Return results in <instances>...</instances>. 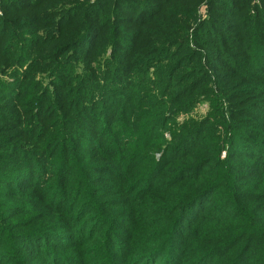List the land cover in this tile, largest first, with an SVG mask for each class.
<instances>
[{
	"label": "rangeland",
	"instance_id": "rangeland-1",
	"mask_svg": "<svg viewBox=\"0 0 264 264\" xmlns=\"http://www.w3.org/2000/svg\"><path fill=\"white\" fill-rule=\"evenodd\" d=\"M2 1L0 0L2 30L8 27L14 28L15 22L3 12ZM39 1L15 0V3H10V6H13V12L17 14L24 12L22 8L26 11L32 6H34L32 9L34 12L46 4L41 5ZM113 1L115 6L119 2ZM120 1L124 5L118 10V19H115V14L107 20L103 19L106 0H90L83 16L73 11L65 15L63 26L60 18L50 13L45 22L40 21L34 25L33 28L37 29L35 33L34 29L29 27L31 28L28 30L30 34L28 38H31L29 47L33 48V53L38 52L40 56L38 58L50 55V59L39 63L32 62L28 68L30 78L27 81L23 82L24 66L20 67L18 72L20 79L10 80V82L21 84L17 94L23 91V108L28 112L24 122L26 118H29L30 122L23 131L11 129L3 133L6 134V142L10 144L9 150L7 149L4 153L5 156H11L15 152L21 154V150L27 153H25L26 163L23 166L22 163L8 164L3 159L5 156H0V180L9 179L7 182L0 183V264H191V261L205 255L207 245L217 242L224 233L228 232V230L219 231L220 229H234V225L238 226V218L241 217L237 214L240 209H245L247 206H249V223L246 232L251 234L250 239L253 245L249 264H264V220L259 222L252 218L255 215L264 217L263 211H255L257 204H264V173L250 162L253 161L250 156L242 158L243 154L238 148L248 134H252L255 138H260L264 134V111L261 112L263 109L260 110V107L254 106L252 113L241 115L244 109L240 107V104L242 102L245 104L248 98L255 95L261 96L264 93L262 75H256L255 89L247 88L246 91L232 93L230 95L232 105L229 106L226 99L217 95L219 93L217 85L224 80L220 76L222 70H226L223 67L224 63L212 57L210 62L214 66L210 69L206 55L202 53L203 47H200L193 38L198 26L200 30L202 22L214 15L209 12L210 0H181L175 10L169 13L165 5L166 0ZM259 2L261 1L249 0L246 8L242 3L237 7L232 5L224 8L225 11L221 12L225 13L220 15V19L225 24L232 23L234 22L232 16L242 15V13H246L249 19L256 14ZM142 3L146 5L140 7ZM193 4L196 6L192 9V19L188 27L186 22ZM134 14H137L136 20L139 19L138 26L142 25L149 31L152 44L162 46L158 56L166 50L167 53L162 56L165 58L170 50H174L171 49L173 38L177 40V51H171V59L167 58L165 64L171 60H177L172 67L178 66V56L182 54L178 52L180 48H183L185 38L189 47L197 52L198 62L206 68L202 77L205 79L202 86H209L212 90L210 95H203L200 92L192 96L195 101L192 107L181 109L179 105L183 104L182 100L187 99L179 98L180 95H178L169 99L170 102L165 99L162 107L148 110L154 116H156L155 113L162 112L166 118H169L165 131L154 141L160 149L153 153L155 161L160 159L163 151L167 149L166 155L169 161L158 175L159 179L157 177L154 180L153 186L158 185V187L155 189L156 194H152V191L147 189L152 178L149 175L151 168L145 171L149 163L146 162L145 157L141 159L144 151L138 156V165L132 169L130 176L134 178L133 184L140 187L133 192L134 195L136 193L143 196V206L140 205L139 198L135 200V196L131 198L133 194H127L128 186L123 183L124 180H119L125 173L114 175L116 179H113L114 176L110 172L98 169L105 166L106 160L103 159V153L98 154L100 150L92 142L101 144L99 136L103 131L105 132L104 127H109L111 123V121L105 123L101 116L104 110L108 109L110 114H103V117L106 120L111 118L113 120L115 112L118 113L120 108L116 107L117 101L121 98L117 94L123 96L122 89L112 85H102L104 91L101 86H97L93 89L91 97L87 92L79 93L80 102L82 101L85 106L83 110L89 113L87 118H80L87 121L84 123L87 125L86 131H76L74 134H71L73 131H62V134H68L67 144L74 147L69 149L70 157H68V164L65 165L67 169L62 173L69 183L67 179H61L56 184L60 177L57 171L63 163V158L62 155L55 156V154L58 153L64 141H61L57 127L55 129L54 118H58L60 112L58 106L64 100H67L64 105L67 106L68 113L72 115V112H76L77 97H74V88L78 83L80 84L84 76L81 62L73 60L65 64L67 61L59 57L57 52L59 49L56 47L64 46L68 41L64 34L67 27L72 25L71 20L81 17L83 21L95 23L81 40V43L87 46L75 47L78 50L76 49L73 53L78 52L77 57L81 56L80 53L85 54L101 47L105 51L97 63L111 61L113 58L117 60H114V64H121L124 72L128 71L133 64H137L140 70H146L150 66V72H156L158 59L148 65L154 60L155 55H147L148 59L140 58L146 52L140 53L143 50L141 48L137 50L134 47L136 41L133 39V34L135 33L130 34L129 37L116 39L113 24L124 28ZM39 18L42 19V16ZM2 19L9 21V24L2 23ZM106 24L110 28L107 34L105 30H101V27ZM207 26V24L204 26V30ZM169 27L173 29L169 30ZM225 27L228 29L230 26ZM11 30L13 31L9 29L7 36L12 32ZM172 30L176 32L175 35L170 33ZM212 32L217 31L212 30ZM221 33V31L217 32V34ZM34 34H37L36 38ZM178 35V38L174 37ZM38 36L41 37L38 38ZM53 38L54 40H51ZM201 42L204 44L206 41ZM134 56L136 57L131 60ZM55 60H59L60 63L58 64ZM194 62L196 61L191 63L192 67ZM2 64H4L3 61L0 64V77L7 76L8 72L16 70L2 67ZM182 68L187 70L186 67H181V71ZM76 69L80 70V74H74ZM132 69V74H135L137 69L135 67ZM23 74L25 76L27 73ZM232 81L233 79L229 80V82ZM162 85L163 88L158 86L155 91L156 106L162 100L158 96L164 89V84ZM176 85L178 84L174 86ZM152 86L154 88V84ZM62 88L67 91V99H64L62 95ZM176 90V87H173L169 93L174 94ZM244 92H247L248 97H243ZM16 105H14L15 108ZM16 110L24 114L22 108ZM0 116L4 114L0 112ZM133 117L140 120L141 114L136 112ZM41 124L45 126L40 127ZM191 126H197L196 131L199 133L183 148V132L191 129ZM91 134L95 136V140L91 139ZM4 143L0 140V147ZM175 147L178 150H175ZM33 153L35 155L30 156ZM200 164L205 165L202 168ZM31 166H34V174L27 173ZM193 167L202 168L198 177L193 175ZM46 180L50 181L49 185L52 189L56 188V197H58L55 198L54 204H51L49 192L46 193ZM79 182L83 183L85 190L84 203L78 204L82 198L80 195L76 196L72 212L56 213V209L69 206V203H66L67 207H65L64 201L73 198L74 192L76 193L79 188ZM215 183L218 184L216 192L208 197L206 195L202 197L190 207L187 215H183L179 221H176L181 213L179 212L181 206H175L177 203L188 200L200 189ZM35 185L40 188L32 190ZM120 186L123 188L121 192L118 189ZM222 200H228L231 205L225 206ZM91 202H93L92 205H90ZM215 202L220 204L217 207L219 218L214 222L199 223L197 224L199 228L196 227L195 224L203 214H208L210 210L216 208ZM224 207L225 209L222 210ZM254 224H261L260 232L256 233ZM186 228L189 229L188 234ZM170 240L174 248L170 251L172 254L170 257L167 256L168 251L160 256L150 251L151 247ZM237 248L219 252L209 257L205 264H234ZM259 248L263 250L259 251ZM241 262L242 260L238 264Z\"/></svg>",
	"mask_w": 264,
	"mask_h": 264
},
{
	"label": "trees",
	"instance_id": "trees-1",
	"mask_svg": "<svg viewBox=\"0 0 264 264\" xmlns=\"http://www.w3.org/2000/svg\"><path fill=\"white\" fill-rule=\"evenodd\" d=\"M14 1L15 0L2 1L3 12L5 16H10V20H13L16 25H14V28L8 27L2 30L3 25L0 24V64L3 61L4 64H2V67H10L16 70L8 72L9 74L7 76L0 77V112L4 114V116H0V140L2 142H5L3 146L0 147V156H5L4 153H6L7 149L9 150L10 148V144L6 142V134L3 133H6L11 129H18L23 131L26 125L30 122L29 118H26V121L24 122V118L26 117V113L28 112H26L23 108V91L17 94L18 87L21 84H19V82H10V80L13 79L18 81V79H20V75L18 72H20V67L24 66L23 73L27 74L24 76V74L22 73L23 82L27 81L30 78L28 68L30 67L32 62L37 61L39 63L45 61L46 59H50V55H45L42 58H38L40 57L38 55V52L33 53V48L31 49L29 47L31 38H28L30 35L28 33V30L33 28L34 25H37L40 21L45 22L48 19L50 13H52L53 16L57 15L60 18L61 25L63 26L65 15L67 16L73 11H77V13H80V15L83 16L86 10V6L88 5V3H90V0H84L82 2H80L79 0H40L39 4L42 5L43 3H46L44 7H41L34 12H32L34 6L28 8L26 11L22 8L24 12L21 14H17L13 12V6H10V3H15ZM29 1L35 2L36 0ZM118 1V4L115 6L113 0H106L103 17L104 20L111 18V15L113 14L116 15L115 19H118V10L122 5H124L122 1ZM180 1L181 0H166L165 5L166 9H168V13L174 11L176 5ZM260 1L261 2H259L258 4L259 8L257 9L256 14L250 16L249 19L246 13H242V15L236 14L235 16H232L234 22L225 24L220 19V15L224 14L225 12L221 11H223L224 8L231 7L232 5L237 7L241 3L242 5H244V8H246L249 0H210L209 12L214 13V15L210 16L208 20H204L202 22L200 30L198 26L197 31L194 32L193 35V38L197 41V43H199L200 47H203L202 53L203 55H206L210 69L212 68V66H214L210 62V58L212 57L222 60V62L224 63L223 67L226 70H222L220 74L221 78H224V80L219 85H217V89L219 90V93L217 95H219L222 99H226L229 106L232 105L230 104L232 101L230 95H232V93H237V91L242 90L246 91L247 88L255 89L254 87L257 85L255 83L256 75H262L261 78L262 80H264V0ZM145 5L146 3H142L140 4V7H144ZM195 6L193 4L192 8L189 11V18L186 22L188 27L192 19V9ZM47 7L50 9V11ZM237 11L240 12L239 10ZM136 15L137 14H134L132 19L126 22V27L124 28H120V25L113 24L116 39L129 37L130 34L135 33L133 34V39L136 41L134 47H136L137 50L138 48H141L143 52L140 53L146 52V54H144V56L140 58L148 59L149 56L147 55H155L154 60L152 62H149L148 65L157 61L158 59V64H156L158 70L156 72H150V66L146 70H140L137 64H133L128 71L124 72V68H122L123 66H121V64L119 63L114 64V60H117L113 58L111 59V61L109 60L97 63L101 55L105 51L104 48L101 47H99V49H93L91 52L85 54L80 53L81 56L77 57L76 55L78 54V52L73 53V51H75L76 49L78 50V48L75 47H79V45L84 47L87 46L82 44L81 40L84 35L90 30V27L95 23L93 21H83L81 17H75L73 20H71L72 25L70 27H67L64 34L68 41H66L64 46L60 47V45H58L56 47L59 49V51H57L60 55L59 57H63V61H67L65 64L71 63L73 60L78 61L81 62L80 65L84 69V76L82 77L80 84L78 83L74 88V97H77L76 112H72V115L69 114L68 110H66L67 106L64 105L67 100H64L59 103L58 107L60 112L58 118H54V120H56L55 129L57 127L60 133L59 137L61 141H64V144L60 145L58 153L55 154V156L62 155L63 158V163L57 171V174L60 175V177H58L56 184L61 179H67V177L62 173L67 169L65 165L68 164L69 161V149L74 147L73 145L67 144L68 134H62V131H73V133L71 134H74L76 131H86L85 128L87 125H85L84 123H86L87 121H83L80 118H87L89 113L87 110H83L85 106L82 101L80 102L78 96L79 93L83 92L84 94V92H87V94L91 97L93 95V89H95L97 86H101L104 91L102 85H112L113 87H119L120 89H122L121 93L123 94V96L117 94V96H120L121 98L119 101H117L116 107L117 109L118 107L120 108L118 113L117 111L115 112L116 114H114L113 120L112 118L106 120L103 117V114H110L108 109L104 110L101 116L102 120L105 121V123L111 121L110 126H105V132L103 131L102 135L99 136L101 144H99V142H92V144L96 145V148L100 150L98 154L103 153V159L106 160L105 166L98 169H102V171H108L113 176L125 173V175L122 176L123 178L119 180H124L123 183H125V185H127L129 189H125L127 191V194H133L131 198H134L135 196V200L139 198L140 205L143 206V196H140L139 194L136 195V193L134 195L133 192H136L138 189H140V187L137 184H133L134 178L130 176L132 169L138 165V156L142 155L144 151L141 159H144L145 157L146 162L149 163L146 166L145 171L147 172L151 168V173L149 172V175L152 178L147 189H150V191H152V194H156L155 189L158 187V185L153 186L154 180L157 177L159 179L158 175L162 172L169 161V157H167L166 155L167 149L163 151L160 159L154 161L153 156L154 151H158L160 149V146H158V144L154 141L157 140V138L162 134L163 131H165L169 118H166V115L162 112H157L155 113L156 116H154L150 114L148 110L154 109L156 107L160 108L162 107L165 99L169 101V99L175 98L178 95H180L179 98L182 97V99H187L182 100L183 104L179 105L181 109L192 107L195 102L192 96H195L200 92H202L203 95H210L212 94V90L209 86H202L205 80L202 79V77L205 74L206 68L202 66L200 62H198L197 59L199 58L198 56H196L197 52H194L189 47L188 42L185 38L183 40V48H180V51L178 52L182 53L181 56L179 57V54L177 53L179 60L178 66L172 67L174 63L176 64L177 60H171L170 62L165 64L167 58L168 60L171 59V51H177V40L173 38L171 49L174 50H170L165 58H162V56L163 54L165 55V53H167L166 50H163V53L158 56V53L161 49L160 47L162 46L159 47L157 44H152V41L150 40L151 38L149 37L150 35L148 34L149 31L146 30L142 25L138 26L137 21L139 19L136 20ZM41 16L42 19L39 18ZM2 23L9 24V21H5L2 19ZM108 24H110V22ZM108 24L101 27V30L106 31V34L107 32H110ZM206 24L208 26L204 30V26ZM226 25H229L230 27L226 29ZM169 28V30L173 29L171 27ZM9 29H13V31L11 30L12 32H10V34L7 36ZM212 30L217 32L221 31L222 33L217 34V32H212ZM35 31H37V29H34V33ZM170 33L172 35H175L176 32L172 30V32ZM34 35V37L36 38L37 34ZM197 36H199V38H196ZM39 37L41 36H38V38ZM174 37L178 38L179 35ZM33 40L35 41V39ZM51 40H54V38ZM203 40L206 41L204 42V44L203 42H201ZM39 52L41 53V51ZM135 57L136 56L132 57L131 60ZM202 57L203 56H201V58ZM55 61L58 64L60 63L59 60ZM193 61L196 62H194V66L192 67L191 63H193ZM188 63H190V65H188ZM132 67H135V69H137V72L135 74H132V70L134 69H132ZM181 67H186L187 70L185 68H182L183 70L181 71ZM260 68H262V70H260ZM76 73L80 74V70L76 69L74 71V74ZM231 79H233V81L229 82V80ZM162 83L164 84L165 90L162 89L163 91L159 95L157 94L162 100H160L161 103L156 106L155 99L157 97L155 95V91L158 86L163 88ZM176 83L178 85L174 86ZM152 84H154V88ZM173 87H176V92L174 94L169 93V91L173 89ZM61 91L64 99H67V91H65L64 88H62ZM244 95L245 96L243 97H248L247 92H244ZM84 98L85 96L82 100H84ZM244 103L245 104H243L242 102L240 104V107L244 109L241 115L252 113L254 111V106L260 107L259 109H263L261 111L263 112L264 93H262L261 96L255 95L252 98H248ZM15 104H17L16 108L14 107ZM18 108H22V112L24 113L23 115L20 111L16 110ZM87 108L90 109V107ZM136 112H138V114H141L140 120H137L133 117V114ZM142 112L145 114L143 115ZM42 126L44 127L45 125L41 124L40 127ZM196 127L197 126H193L191 129L183 132V148L188 145V141L191 138L195 137V135L199 133L198 131H196ZM99 128H101V126ZM94 137L95 136L91 134L92 140H95ZM238 148L243 154L242 158L250 156V159L253 160L250 162L257 169H260L264 173V134L262 135V137L260 136V138H255V136H253L252 134H248L247 138H245L244 141L240 142ZM175 150H178V148L175 147ZM184 152H186V149H184ZM20 153L21 154H17V152H15L11 154V156L3 157V159L6 160L5 162H7L8 164L11 163L14 165L16 163H22L23 166L24 163H26L25 153L27 152L21 150ZM31 155L35 154L33 153L30 154V156ZM204 165L200 164V167L203 168ZM33 167L34 166H31L27 173L34 174ZM202 168L193 167V175L195 177H198L197 175H199V172ZM155 172L156 174L154 175ZM112 178L116 179L115 176ZM7 181H9V179L0 180V183H4ZM49 183V180L45 181V188L47 189L46 193L49 192V199L51 200V204H54L56 200L55 198H57L58 196L56 197V188L52 189ZM78 184L79 188L76 190V193L74 192L73 198L71 197L70 199L64 201V206L67 207L66 203H69V206L67 208L56 209V213L59 212L60 214H64L72 212V205L74 202V197L76 196L80 195L82 198V200L79 201L78 204L84 203L83 201L86 199V197L85 190L83 189V183L79 182ZM39 188L40 186L35 185L32 187V190ZM217 188L218 184L216 183L206 186L200 189L188 200L177 203L175 206H181L179 208V212L181 213L177 216L176 221H179L183 217V215H187L190 207L197 201H199L202 197H204L205 195L208 197L212 193L216 192ZM118 189L120 192L123 191V188L121 186ZM146 196L147 194L145 195V197ZM50 200H48L49 203ZM223 201L225 202V206L229 207L231 205L228 200H222V202ZM92 203L93 202H91L90 205H92ZM214 206L216 208L210 210L208 214L205 213L201 216L200 220L195 224L196 227L199 228V226H197V224L199 223L214 222L219 218L217 216V214L219 213L217 212V207L220 206V204L215 202ZM248 207L249 206H247L245 209L242 208V210L240 209V212L237 214L238 217H241L238 218V226L234 225V229H220L219 231L228 230V232L224 233L217 242L213 243L212 245H207L208 247L206 248L207 251L205 250V255L202 258H196L194 261H191V264H205L209 257L219 252L229 251L235 247L238 248L235 252L236 256L233 260L234 264L240 263V260H242L241 264H249V258L251 257L250 254L251 250L253 249V245L252 240L250 239L251 234L249 232H246V227L249 223ZM255 207H257L255 211L264 212L263 203H259ZM224 209L225 207L222 208V210ZM235 211L237 212V208ZM224 213L222 214V216L224 215ZM80 217L82 219V216ZM252 218L256 219L259 222L261 220H264V217L261 215H255L252 216ZM253 226L256 228V233L260 232L262 228L261 224H254ZM186 232L188 234L189 229L187 230L186 228ZM171 243L172 241L170 240L169 242H166L164 244L153 246L150 248V251L153 252V254L156 256H160L164 252L168 251L167 256L170 257L172 255L170 251L174 249ZM212 246L214 247L209 249ZM262 250L263 248H259V251Z\"/></svg>",
	"mask_w": 264,
	"mask_h": 264
}]
</instances>
